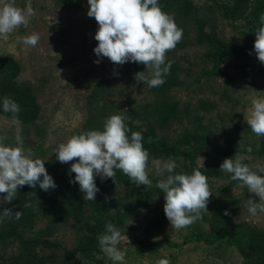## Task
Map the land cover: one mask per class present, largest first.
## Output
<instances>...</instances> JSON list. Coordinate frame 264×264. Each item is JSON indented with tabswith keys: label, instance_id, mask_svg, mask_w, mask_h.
<instances>
[{
	"label": "rangeland",
	"instance_id": "rangeland-1",
	"mask_svg": "<svg viewBox=\"0 0 264 264\" xmlns=\"http://www.w3.org/2000/svg\"><path fill=\"white\" fill-rule=\"evenodd\" d=\"M192 1L199 15L214 27L222 40L250 48L253 0H249L250 9L239 19H226L220 10V5L229 4L231 0ZM28 2L14 0L15 6L21 9L26 8ZM30 2L35 16L27 28L21 26L7 41L0 40V55L11 56L19 63L20 82L34 87L41 112L31 125L19 120L13 123L12 119L0 115V138H4L0 143L16 146L14 137L19 129L26 155L45 161L48 168L70 171L75 161L62 164L56 159L55 150L60 143L83 132L103 130L104 122L111 115L126 117L129 108L154 103L158 97L142 82L137 83L129 77L127 67L132 62L114 65L108 58H99V64L94 62L98 59L93 51L98 43L94 38L98 25L94 18L87 16V0ZM165 13L183 30L181 41L186 46L178 48L173 55L181 67L182 85L170 96L179 103L178 110L182 114L178 120L168 122L159 133L175 142L185 130L194 128L195 118L199 116L202 125L208 127V135L227 153L220 155L206 145L194 150L193 164L184 157L176 161V172L191 174L199 170L208 178L212 196L207 204L208 212H203L200 220L184 229L173 230L164 213V197H156L149 207L118 228L124 237L118 248L125 252L126 264H156L159 259H167L170 264H247L235 246L226 240L213 242L210 239L212 223L216 220L212 211L214 201L224 215L228 211L229 215L225 216L230 222L248 223L264 230V213L251 216L246 207L250 198L257 202L259 198L220 170L224 159L235 155L242 157L243 163L253 171L257 163L264 165V136L253 134L245 120L251 101L264 98V71L258 59L230 56L222 65L226 76H208L206 72L212 65L205 57L206 48L195 42L194 23L171 11ZM32 33L39 34V42L35 47L25 48L18 37ZM202 101L212 107L202 106ZM181 149L192 148L184 145ZM147 171L149 179L154 181L157 176L150 161ZM121 192L127 194L128 188ZM3 195L0 194V201ZM4 206L5 203H0V231ZM43 227L40 224L24 238H35ZM53 239L59 248L43 249L19 241H0V264H112L103 253L92 257L79 255L69 261L66 255L77 244L74 231L69 227L60 228ZM141 242L145 247L139 245ZM159 242L163 243L158 246Z\"/></svg>",
	"mask_w": 264,
	"mask_h": 264
},
{
	"label": "clouds",
	"instance_id": "clouds-1",
	"mask_svg": "<svg viewBox=\"0 0 264 264\" xmlns=\"http://www.w3.org/2000/svg\"><path fill=\"white\" fill-rule=\"evenodd\" d=\"M87 4V16L94 18L98 25L94 37L98 43L93 49L98 59L94 62L99 64V58H108L114 65L126 62L143 64L146 70L135 73L136 82H143L149 88L162 86L172 64L171 61L166 62V53L174 50L181 41L183 30L178 28L171 15L162 11L158 0H87ZM35 14L30 0L24 9L16 7L14 0H0V40L7 41L21 26L27 28ZM259 23L254 31L253 51L258 61L264 64V14L260 16ZM39 39L38 33L18 37L25 48L37 46ZM2 107L5 113L12 114V122L15 123L19 105L4 97ZM125 119L121 115H111L104 122L103 130L83 132L58 145L55 156L60 163L75 161L70 168L75 177L70 183H78L84 193L83 199L92 201L99 191L95 177L99 176L102 181L112 178L115 182L116 170L136 186L151 187L152 180L147 171L150 161L154 174L160 177L156 187L164 193L163 209L171 228L181 230L200 220L202 213L208 212L207 204L212 196L207 176L199 170H193L191 174L176 172L178 164L171 157L150 160L142 134L131 131ZM245 120L253 134L264 136V98L251 101ZM14 139L16 146L0 143V194H4L0 203L5 204L14 201L18 188L25 185L35 188L38 184L46 192L56 188L45 168V161L25 154L19 129ZM148 142H152L151 138ZM255 168L253 171L243 163L239 155L224 159L220 165L221 171L230 174L232 180L239 181L241 187H247L250 194L259 198V202L254 198L247 201L251 216L264 213V165L257 163ZM30 206L24 204L25 208ZM225 215H229L227 210ZM21 216V211H13L12 208L4 207L2 210V217L9 220L13 217L18 220ZM122 239L121 231L111 222L98 236L99 249L112 264H126L125 252L118 248ZM156 264L170 262L159 259Z\"/></svg>",
	"mask_w": 264,
	"mask_h": 264
},
{
	"label": "trees",
	"instance_id": "trees-1",
	"mask_svg": "<svg viewBox=\"0 0 264 264\" xmlns=\"http://www.w3.org/2000/svg\"><path fill=\"white\" fill-rule=\"evenodd\" d=\"M158 4L163 12L171 11L177 17L194 23L195 42L206 48L205 57L212 65V69L206 72L208 76H226L227 74L222 71V65L230 56L239 59H257L253 51L254 31L260 26L259 18L264 14V0H253V5L250 6L249 31L252 43L249 49L222 40L214 27L199 15L192 0H158ZM249 4V0H231L229 4H222L219 7L226 19H239L250 9ZM185 46L186 43L180 41L174 50L166 53V62L171 61L172 64L170 73L164 76L165 83L162 86L149 88L143 84L149 92L158 97V100L154 103H144L138 108H129L125 112V124L131 131L142 134L143 145L149 152L150 158L167 160L171 157L177 161L178 158L184 157L193 164L196 157L194 150L197 148L209 145L220 155H225L227 151L222 150L212 136L208 135V127L202 125L199 116L195 118L194 128L185 130L175 142H171L165 134L159 133V130L168 122L178 120L179 115L182 114L178 110L179 103L170 99V96L172 91L182 85L181 67L173 55L178 48ZM260 64L261 71H264V64ZM145 70V65L132 62L127 67V74L136 81L135 73ZM20 76L19 63L11 56L0 55V115L12 119V114L5 113L2 107L3 98L9 97L20 107L17 120L24 125H31L39 118L41 108L34 87L20 82ZM202 106L211 108L212 104L202 101ZM128 135L130 137L131 132ZM149 138L151 143L148 142ZM193 143L196 146H193ZM184 145L192 149L182 150L181 146ZM262 153H264V145ZM45 168L53 178L56 188L46 192L40 189L38 184L35 188L28 185L19 187L15 200L5 204L4 207L21 211L22 216L18 220L14 217L11 220L3 218L0 241L4 243L19 241L26 246L56 249L59 248V244L51 238L60 228L69 227L74 231L77 244L67 253L66 258L72 261L79 255L92 257L102 254L98 236L104 233L108 222L117 228L124 227L127 221L137 216L143 208L149 207L154 198L164 197V193L156 187L160 177L152 181L151 187L140 188L132 184L120 170H116L115 182L112 178L102 181L99 176H96L95 184L99 191L96 193L95 200H84L79 184L70 183L75 173H70L67 169L57 171L47 166ZM124 188H128V193L125 195L121 192ZM26 203L31 206L25 208ZM212 217L216 219L212 223L210 236L213 242L226 240L237 248L242 257L248 261L247 264H264L263 229L248 223L230 222L214 201ZM40 224L44 227L38 236L31 239L24 238L26 233L36 230ZM162 243L159 242L157 245L160 246ZM139 245L143 246V243Z\"/></svg>",
	"mask_w": 264,
	"mask_h": 264
}]
</instances>
